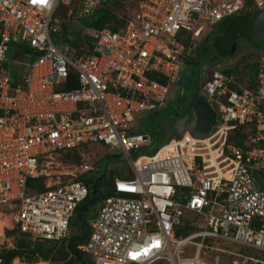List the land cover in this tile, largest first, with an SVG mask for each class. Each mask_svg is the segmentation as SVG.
<instances>
[{"label": "built area", "instance_id": "obj_1", "mask_svg": "<svg viewBox=\"0 0 264 264\" xmlns=\"http://www.w3.org/2000/svg\"><path fill=\"white\" fill-rule=\"evenodd\" d=\"M245 2L132 0L112 11L123 22L116 32L90 31L84 50L61 51L50 39L60 32L58 7L80 18L100 7L97 0H0L4 227L31 241H67L88 196L80 177L98 172V158L89 162L85 151L100 144L122 167L76 246L91 264H264V191L252 176L264 177V54L243 79L207 66L200 94L215 123L206 134L183 131L137 155L148 142L133 131L137 116L164 107L203 26L235 16ZM250 2L264 11V0ZM15 36V49L31 53L11 60L21 74L9 76L4 53ZM66 156L69 169L53 161ZM30 179H41V188ZM12 248L0 244V252ZM0 264L26 263L0 256Z\"/></svg>", "mask_w": 264, "mask_h": 264}, {"label": "rangeland", "instance_id": "obj_2", "mask_svg": "<svg viewBox=\"0 0 264 264\" xmlns=\"http://www.w3.org/2000/svg\"><path fill=\"white\" fill-rule=\"evenodd\" d=\"M119 1V0H115ZM97 2L100 5V0H97ZM72 12L75 11V7L70 8ZM254 7L251 5L250 10H253ZM95 10V9H94ZM58 24L56 27L59 28L58 33L51 34L50 39L52 41V44L58 48L59 50L63 51L64 48H71V42L74 40L75 42L81 41L80 39H76L77 37L82 38L85 35H90V30L88 29V25L90 21L92 20L93 16L91 14L89 15H83L80 18H76V14H67V11L65 13V18L63 19L60 14L55 13L53 16ZM240 20H231L227 19L220 23L214 24L212 26H203L200 36L196 38V47L193 51L191 62L188 64V67H190L194 74L191 78V81L187 87V90L192 92L197 89V86L201 81L206 77L208 70V67L215 68L217 70H230L233 73L236 74V77L238 79H243L244 77L251 74L250 66L253 63H256L259 58L264 54V45L259 46L258 48H253L249 44L245 43V40H247L246 34V25H240ZM18 41V38L12 37L10 43L6 47V51L4 53V56L6 58V70L9 76H13L14 74V68L11 65V60L13 59V50H15V47H17L18 44H16ZM203 43L207 45V52L205 56H201L202 48L205 49ZM234 46V53L231 57H224L223 54L229 52ZM78 47L83 48V44L79 45ZM231 52V51H230ZM211 55L215 58V62L212 65H206L205 62L207 60H211ZM209 58V59H208ZM184 67V66H183ZM182 67V68H183ZM181 68V70H182ZM186 90V91H187ZM184 90L181 89L180 83H179V75L175 79L174 83L168 86V92L166 95V101L163 108L158 109V111H153L149 113L140 114L137 116L134 122V126L143 128V130L150 134L151 131L154 132V130L158 131V134H155L153 137V140L162 139L160 144L165 143L169 139H176L178 136H176L174 133L170 131V127L173 124V122L176 120L175 115H181V114H189L188 109L184 108L182 104V98L185 96ZM182 103V104H181ZM155 117V120L152 119L154 122L148 123L147 117L148 116ZM161 125H164L165 128L160 127ZM186 133L189 135H192L190 129H189V122L185 129ZM154 143V142H153ZM90 150H86L84 157L85 159L88 158V161H96V168L97 171L100 168H104V173L106 176L110 177L112 179L114 176H116L115 173L119 171L122 167V159L117 157V154L114 152H109L106 150L105 147L101 146L100 144L92 145ZM137 155H147V152L144 150H140L136 152ZM134 156V155H133ZM54 163L58 162L63 165L64 169H69L67 166L70 163L69 158H58L54 157ZM51 169L59 170L60 168H55V164L51 165ZM88 176L91 177V191L93 194H97L99 192V186L98 182L94 183L93 176L94 174H89ZM94 208V206H93ZM92 208V209H93ZM1 209V208H0ZM2 215H0V222L4 223V225L7 224V211L0 210ZM4 214V215H3ZM8 226H6L7 228ZM2 226L1 228V236H0V244L5 247H9L11 244L14 246V243L17 240V235L8 232L7 229ZM74 229H69V237H71L74 234ZM191 251L190 248H185L184 253H188ZM34 264H50L48 262H37ZM54 264H62L61 262H57Z\"/></svg>", "mask_w": 264, "mask_h": 264}, {"label": "trees", "instance_id": "obj_3", "mask_svg": "<svg viewBox=\"0 0 264 264\" xmlns=\"http://www.w3.org/2000/svg\"><path fill=\"white\" fill-rule=\"evenodd\" d=\"M100 7L96 8L92 13L91 16H93L92 20L90 21L88 25V29L90 31H97L100 29H108L109 31L116 32L118 29L121 28L123 25V22H121L112 11H116L118 13H121L124 11L125 7H130L132 4V0H100ZM251 8V2L250 0H246L243 9L239 11L235 16L226 18L231 20H240V25H246V30L249 26L250 21L252 18L256 16V14L259 12L255 9L250 10ZM68 8H65L63 6H59L56 10L57 14H60L61 17L65 18V13ZM223 20V21H224ZM77 40L80 39L81 41L75 42L72 40L71 42V49L78 50L82 49L84 50L86 47V44H88L91 41V38L88 35L83 36L82 38L77 37ZM245 43L249 44L253 48H258L259 46L253 45L248 40H245ZM83 44V48L78 47L79 45ZM205 49L202 48L201 56H205L207 52V45L203 43ZM235 51V50H234ZM233 52L231 53H225L223 54L224 57H231L233 55ZM31 51L21 45L18 47V49L13 50V59H16L17 61H21L24 57V55L30 54ZM211 55V60H207L205 64L212 65L216 60ZM209 59V58H208ZM191 60V59H190ZM188 60L185 64H189L191 61ZM256 63L251 64L250 70L251 72H255L256 69ZM6 67V65H5ZM221 72L228 74L232 73L236 76L235 73H233L230 70H220ZM237 78V77H236ZM158 82L163 83V78L159 77ZM160 110V109H159ZM158 111V110H156ZM155 112V111H154ZM152 119L155 120V117H152L151 115L147 117L148 123L154 122ZM176 119V116H175ZM163 126V127H162ZM160 127L165 128L164 125H161ZM135 133H140L146 135L148 146L143 147L136 152L140 150H144L148 152V149L153 146V150H155L158 146L162 145L160 144L162 139L153 140V137L155 134H158L157 130L151 131L150 134L146 133L143 128L134 126ZM168 141V140H167ZM166 141V142H167ZM154 142V143H153ZM237 142V141H236ZM238 143V142H237ZM164 144V143H163ZM152 150V151H153ZM151 151V152H152ZM65 158H69L66 156ZM74 162H78L77 156L74 155L73 158H71ZM105 171V170H104ZM117 174V173H115ZM96 175V174H94ZM95 176H93L94 178ZM110 177L106 176L104 173L103 178L98 182L99 186V192L97 194H93L91 191V177L90 176H82L80 177L81 180H83V183L88 189V196L83 201L82 204H80L74 212V215L72 219L69 222V229H74V234L67 239V241L60 243L58 245L48 242H37V241H31L26 236L19 235L17 237L16 242L14 243V246L12 249L3 250L0 252V256L4 258L6 262H8L12 258H18L19 261H22L26 264H34L37 262H48L50 264H54L57 262H61L62 264H91L89 258L79 252V250L76 249V246L80 245L84 242L86 239L88 232H89V223L86 221V216L89 212L92 211V208L94 204L98 203L102 198L106 197L110 193ZM28 186H36L38 189L41 188V179H30L27 182Z\"/></svg>", "mask_w": 264, "mask_h": 264}, {"label": "water", "instance_id": "obj_4", "mask_svg": "<svg viewBox=\"0 0 264 264\" xmlns=\"http://www.w3.org/2000/svg\"><path fill=\"white\" fill-rule=\"evenodd\" d=\"M247 40L256 46L264 45V11L258 12L249 23L246 34ZM231 52L234 51L232 46ZM227 53H231V52ZM194 72L191 68H183L179 75V83L182 90H185L193 76ZM190 94V93H189ZM188 95V94H187ZM185 100V98H184ZM188 109L189 114L175 115L176 120L170 127V131L176 136H180L186 129L189 122V129L194 136H202L206 134L215 123V112L210 107L207 99L202 94H197L196 90L191 92V96L187 97L183 104ZM153 150V146L148 152ZM118 157V155H117ZM104 176V168H100L95 175L94 183L99 182ZM252 176L256 184L264 191V177L257 172H252ZM100 208V203L94 204V208L86 216V221L90 222L94 219L96 212Z\"/></svg>", "mask_w": 264, "mask_h": 264}, {"label": "flooded vegetation", "instance_id": "obj_5", "mask_svg": "<svg viewBox=\"0 0 264 264\" xmlns=\"http://www.w3.org/2000/svg\"><path fill=\"white\" fill-rule=\"evenodd\" d=\"M187 90V88L184 90V95L185 96H183V98H182V102H184L186 99H187V97L189 96H191V92L190 91H186ZM196 92H197V94H199L200 93V83L198 84V86H197V89H196ZM190 93V94H189ZM188 94V95H187ZM184 98H185V100H184ZM182 104V103H181ZM184 104V103H183ZM183 104H182V106H183Z\"/></svg>", "mask_w": 264, "mask_h": 264}, {"label": "crops", "instance_id": "obj_6", "mask_svg": "<svg viewBox=\"0 0 264 264\" xmlns=\"http://www.w3.org/2000/svg\"><path fill=\"white\" fill-rule=\"evenodd\" d=\"M185 67L187 68L188 65L185 64V65H184V68H185ZM13 68L15 69V70H14V74H13V76L21 74V70H20L18 67L13 66ZM188 68H189V67H188Z\"/></svg>", "mask_w": 264, "mask_h": 264}, {"label": "bare ground", "instance_id": "obj_7", "mask_svg": "<svg viewBox=\"0 0 264 264\" xmlns=\"http://www.w3.org/2000/svg\"><path fill=\"white\" fill-rule=\"evenodd\" d=\"M2 226H8V225H7V224L4 225V223L0 222V232H1V228H2ZM0 236H1V234H0Z\"/></svg>", "mask_w": 264, "mask_h": 264}, {"label": "clouds", "instance_id": "obj_8", "mask_svg": "<svg viewBox=\"0 0 264 264\" xmlns=\"http://www.w3.org/2000/svg\"><path fill=\"white\" fill-rule=\"evenodd\" d=\"M184 68V67H183ZM182 68V69H183ZM186 68V67H185ZM188 68V67H187ZM190 68V67H189ZM180 72H181V70H180ZM180 72H179V74L178 75H180ZM251 73H253V72H251ZM178 77V76H177ZM185 131V130H184ZM4 227V226H3ZM8 231V230H7ZM8 232H10V231H8ZM12 233V232H11Z\"/></svg>", "mask_w": 264, "mask_h": 264}, {"label": "snow or ice", "instance_id": "obj_9", "mask_svg": "<svg viewBox=\"0 0 264 264\" xmlns=\"http://www.w3.org/2000/svg\"><path fill=\"white\" fill-rule=\"evenodd\" d=\"M40 2H41V3H46V2H47V0H40Z\"/></svg>", "mask_w": 264, "mask_h": 264}]
</instances>
